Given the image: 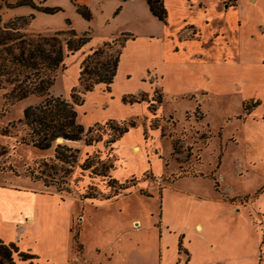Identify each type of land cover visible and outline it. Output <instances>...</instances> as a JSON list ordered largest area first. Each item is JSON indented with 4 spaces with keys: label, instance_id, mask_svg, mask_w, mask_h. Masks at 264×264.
<instances>
[{
    "label": "rangeland",
    "instance_id": "rangeland-1",
    "mask_svg": "<svg viewBox=\"0 0 264 264\" xmlns=\"http://www.w3.org/2000/svg\"><path fill=\"white\" fill-rule=\"evenodd\" d=\"M37 2L41 7H55L48 6L46 0ZM50 2L63 6L64 14L72 20L71 25L65 24L64 14L58 12L48 14L51 17L39 16L33 25L30 21L21 26L20 31L52 34L74 27L81 32L90 25L91 36H106L102 25L109 14L110 3L105 4L103 12L92 6L90 9L95 17L89 24L71 8L69 0ZM260 3L264 7V0ZM24 11L2 5L0 26H20V17L28 16L22 13ZM138 14L145 30L158 31L160 24L156 20H149L145 12L139 10ZM255 18L258 20V15ZM262 21L264 23V17ZM134 29L140 32L139 28ZM124 37L125 34H121L116 41H108L109 45L98 46L104 49L103 58L120 49ZM86 52L80 48L64 57L65 67L54 72L50 93L71 101L74 89L76 101L84 99L82 104L75 105L77 122L84 127L107 117L125 120H106L91 125L92 130L86 138L99 139V143L93 142L92 146H85L83 140H64L67 146L76 149L73 151L75 162L62 163L54 158L56 142L45 150L22 142L26 132L21 122L23 112L42 98L31 94L15 100L10 96L12 84L2 82L0 86V239L5 243L15 242L20 250L37 256L22 260L13 254L15 264H26L25 261L34 264L39 256L41 264H167L168 261L189 264L187 248L192 251L195 264H264V193L256 198L264 190V64L261 63L264 41L256 39L244 53L246 69L236 65L214 71V77L219 78L221 84L215 81L210 88H216L222 96L201 103L206 93L191 92L197 83L191 78L183 79L182 83L177 78L170 83V89L164 90V113H159L160 104L153 101L155 105L150 106L145 117L142 105H122L117 100L118 93H132L135 97L145 94L140 93L143 86L135 76L124 83L126 75L119 71L111 84V92H106L103 85L83 92L78 77ZM247 77L254 80L253 86L254 82L245 85ZM240 82H243L244 94L238 91ZM256 85L262 100L245 99L252 97ZM158 95L162 96L161 90L154 87L144 97L150 101ZM242 99L245 100L241 106ZM254 100L260 104L247 114L243 105ZM224 111L235 114H226L221 119ZM134 114L139 117L129 118ZM130 119L143 125L146 141L149 129H161V140L155 136L149 152L155 151L164 157L166 171L161 176L155 177L151 170L143 172L142 169V174L140 170L136 172L141 175L126 180H109L108 172L114 161L107 141L118 134L115 127L127 125ZM248 138L254 141V147L247 146ZM119 142L120 150L123 139ZM134 146L139 150L135 151ZM145 152L144 146L133 145L129 155L134 158ZM127 165L137 168L133 159ZM153 166V170L159 171L163 166L161 159H153ZM118 173L125 174L126 168H119ZM184 176L201 177L173 187L178 178ZM179 188H189L208 197L219 193L223 203L197 201L181 193ZM88 195H94V199L101 202L116 200L101 208L88 201L91 199L85 197ZM122 195L125 196L119 198ZM27 205L34 216L31 223L22 219L26 216L23 211ZM204 211L211 216L212 227L207 232L211 243L215 246L219 242L213 252L199 251L201 243L193 237V227L196 232L202 231L194 222ZM133 217L140 219L133 224L139 227L137 230L130 225ZM187 221L192 222L186 226ZM120 234L125 240L122 246L117 241ZM237 235L238 243L242 242V235L244 240L243 246L235 250L228 241L229 236Z\"/></svg>",
    "mask_w": 264,
    "mask_h": 264
},
{
    "label": "crops",
    "instance_id": "crops-1",
    "mask_svg": "<svg viewBox=\"0 0 264 264\" xmlns=\"http://www.w3.org/2000/svg\"><path fill=\"white\" fill-rule=\"evenodd\" d=\"M162 1L166 9L165 22L158 20L150 13L145 0H69L70 4L72 5L71 8L73 10L76 9V3L85 5L89 9L94 6L100 12H103L106 7V3H110L109 14L108 16H106V18H104L102 25V27L105 29L106 36H99L96 38L95 36H91V30L89 25L88 29L86 30L90 32L91 39L82 48L85 49L87 52H90L91 49H94L107 41H116L115 39L117 36L125 34L126 37H124V39L122 40L123 43L119 47L121 53L116 73L122 71L123 74L126 75V78L123 79L124 83L128 82V80L133 76L137 77L138 81H140L143 86L142 91L140 93H150L151 89L154 87L160 89L163 100L162 103L158 105L160 106V114L164 113L163 102L166 99L164 96V90L170 89V83L173 82V80H177V78L182 83V80L187 78H191L193 82L197 83L195 84V89L191 92L204 91L206 93L204 100H202L201 103L205 102L209 98L212 99V97L215 96H222V93L218 92L216 88H210L213 86L212 84H214L215 81L216 84L219 82L221 84V80L219 78L214 77V71H218L219 68L234 67L236 65H238L240 68L243 67V69H246L247 64L245 62L246 60L243 57L244 53L248 52L250 44L256 39L264 41V23L262 21L264 17V7L263 4L260 3L261 0ZM9 2L13 3L15 2V0H9ZM33 2L36 5L38 4L37 0H33ZM46 2L45 3L48 6L60 7L62 11L58 12H62L64 14L65 9L63 8V6L56 4V2L51 3L50 0H46ZM10 9H24L25 11L22 13L28 15L32 13L34 15V18L30 20L32 21V25L38 19L39 16H52L37 11L27 5ZM138 10L140 12H145L149 20H156L160 24V27L157 32L147 31L144 29V26L141 21V15L138 14ZM256 15H258L259 17L258 20L255 18ZM67 17L68 16H66V14L63 15L64 23L65 18ZM94 17L95 15L93 12L91 19L87 22L91 24V22L94 20ZM68 18L72 22L71 18ZM134 27L139 28L140 32H135ZM261 63L264 64L262 61ZM198 78L199 81L197 80ZM253 82L254 80L251 77H247L244 83L247 86L249 83L252 84ZM254 84L255 82L252 84V86ZM100 85L101 84L96 85L95 87ZM221 88H224V84L221 85ZM243 88V82H240L238 85V91L241 90V92H243ZM256 89H258V85L255 86L252 97H248L245 99L255 97L256 99L262 100V97L257 94L258 92H256ZM109 92H111V90ZM128 94L122 95V93H118L117 100L122 105H142V110H145L141 112H143L142 116L145 117L146 111H148V101L144 100L141 102L124 103L122 101V97ZM245 99L241 100V106L242 102ZM154 105L155 104H153V106ZM226 114L229 115L235 113H229L227 111H224L221 119ZM132 117L134 119H137L139 116H137V114H134L129 118ZM127 118L128 117H126V119ZM233 119L235 120V118ZM262 119H264V117H262ZM106 120L124 121L125 119L120 117L118 119H114L113 117H107L101 119L100 122H95L93 124L102 123ZM91 125H86L84 128L86 129V127L88 128ZM160 130L161 129L158 130L156 127L149 129V139H147L146 141L144 135L147 133L144 132L145 130L142 124L135 123L134 126L129 127L128 130L124 132L120 137H118L109 148L112 152L111 158L114 163L110 168L108 175L116 180H126L130 176L141 175L143 172H146L149 169L154 173L155 177L161 176L166 171L164 165V157L162 155H158L157 153H155V151L152 154L149 153L152 150L151 141L154 139V137L156 136L158 138L157 140H161ZM122 139L123 142L120 145L122 147L119 150L118 144L120 143L119 141H121ZM247 140V146H255L254 141L252 139L250 140V138H248ZM97 142L99 143V141ZM92 145L93 144H85V146ZM133 145H139L141 148L144 146L146 151L145 154H141L140 156H136L133 158L131 155H129L132 151ZM170 149L171 147L169 145V152ZM118 150L120 152H118ZM108 159H110V157H108L107 160ZM131 159H133L134 165L137 166V168L128 167L127 162ZM153 159H161V165L163 166L160 167L159 171L153 170ZM251 160H253V158H251L250 161ZM121 167L126 168V173L123 175H120L118 173V169ZM220 167L223 168V165H221ZM142 169L144 170L143 172H141ZM168 169L170 170L172 169V167L168 166ZM138 170H140L139 173L141 174L136 175V172ZM200 177L201 176H184L182 178H178L173 187H175L178 183H191V181H194L196 178ZM179 191L184 195H191L192 199H195L197 201H203V203H206V201H212L214 205H217V203H223V200H220L222 198L220 197L219 193L215 194V196L213 197H208L198 191H190L189 188L181 189ZM213 191L215 190L213 189ZM262 193H264V190L259 193L256 198H259ZM124 196L125 195H122L119 198ZM162 197H164V193H162ZM87 200L96 204L97 207L102 208L108 205L107 203L116 199L106 202H101L100 200H96L94 198ZM211 207L212 205L210 206V208ZM258 210L260 211V208H258ZM23 212V214L26 215L22 218L25 223L27 221L29 223L34 221V216L31 214V208L29 205H27L26 210ZM201 214L202 216L200 217V219L196 220L194 223L197 222V228H202V231L196 232L193 227V237L198 238V241L201 243L199 251L213 252L218 247L219 242L215 243V246H213L209 234H207V232L210 231V227H212L210 226L211 216L205 211ZM137 221L140 222V219L137 217H133L130 221L131 227L136 230L139 229V227H134L133 224ZM191 222L192 221H187L186 226L190 225ZM216 234L217 233H215V235ZM182 235L184 236V234ZM243 237L244 236L242 235V242L238 243V235L235 237L229 236V246L231 244L234 245L233 248H235V250L239 249L241 246H243ZM117 241L119 246H122V244L124 245L125 243V240L123 239V236H121V234L119 235ZM186 250L188 251L190 259L189 264H195L196 261L194 259L192 251L188 248ZM39 258L40 256L38 257V259ZM38 259H36V262L34 264H41ZM25 262L26 264H28L27 261ZM177 262L178 261H176L175 263L171 262V264H177Z\"/></svg>",
    "mask_w": 264,
    "mask_h": 264
},
{
    "label": "trees",
    "instance_id": "trees-1",
    "mask_svg": "<svg viewBox=\"0 0 264 264\" xmlns=\"http://www.w3.org/2000/svg\"><path fill=\"white\" fill-rule=\"evenodd\" d=\"M145 1L150 13L158 20L165 22L166 9L163 1ZM2 5H5L8 9L27 5L46 14H55L58 11H62L58 6H38L33 0H16L13 3L9 2V0H0V9ZM75 5V11L84 20L89 21L92 17L90 9L82 4L75 3ZM33 18L34 15L31 13L27 17H20L22 23L18 27L13 24L0 26V86L2 82L12 84L10 96L15 100L23 99L31 94L42 98L39 103L28 106L23 112L21 122L25 126L26 132L22 137V142L31 144L40 150L48 149L56 142L54 158L62 163H72L76 161L73 153L76 149L73 150L72 147L67 146L64 140H83L86 145H91L99 139H87L86 134L91 132L93 126L85 129L84 126L77 122L75 105L82 104L84 99L82 98L77 102L74 96V89L71 92L73 99L70 101L61 96H54L50 93L49 88L55 79L54 72L58 68L65 67L63 64L64 57L74 54L87 44L91 39L90 32L87 30L77 32L73 27H69L66 30H56L52 34L20 31V27L29 24ZM65 23L71 25L68 17L65 18ZM61 35H67V37L61 38ZM109 44L107 41L103 43V46ZM120 53L121 50L118 49L114 54L103 58L104 49L96 47L85 55L80 64L78 77L83 92H90L99 84L104 86L105 91L109 92L111 90V84L117 72ZM144 96L145 94L139 97L128 94L122 97V101L124 103L141 102L146 100ZM150 101H148V110L154 104L152 103L153 101L161 104L162 96L158 95L157 98H152ZM259 104L260 102L255 100L250 104H244L243 109L249 114ZM135 123L134 119H130L127 125L115 127L118 134L107 142L111 145ZM58 137L62 138L61 142H57ZM172 147L175 151L176 147L174 144ZM101 176L105 177L106 175L101 174ZM108 177L110 178L109 180L117 182L116 179ZM120 188L123 187L120 186ZM66 191L69 192L70 190L67 189ZM85 197L94 198L95 196L88 195ZM13 254H17L22 260H30L37 257L35 254L20 250L15 242L5 243L0 239V264H15Z\"/></svg>",
    "mask_w": 264,
    "mask_h": 264
},
{
    "label": "bare ground",
    "instance_id": "bare-ground-1",
    "mask_svg": "<svg viewBox=\"0 0 264 264\" xmlns=\"http://www.w3.org/2000/svg\"><path fill=\"white\" fill-rule=\"evenodd\" d=\"M58 140L61 141L62 139L59 138ZM134 150H135V151H138V150H139V147H138V146H134Z\"/></svg>",
    "mask_w": 264,
    "mask_h": 264
},
{
    "label": "water",
    "instance_id": "water-1",
    "mask_svg": "<svg viewBox=\"0 0 264 264\" xmlns=\"http://www.w3.org/2000/svg\"><path fill=\"white\" fill-rule=\"evenodd\" d=\"M59 138H61V137H58L57 140H58ZM61 139H62V138H61Z\"/></svg>",
    "mask_w": 264,
    "mask_h": 264
}]
</instances>
